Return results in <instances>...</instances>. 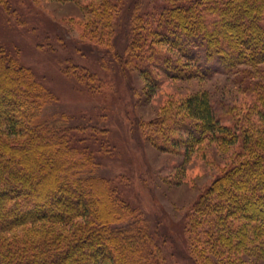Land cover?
I'll return each mask as SVG.
<instances>
[{
	"label": "trees",
	"instance_id": "obj_1",
	"mask_svg": "<svg viewBox=\"0 0 264 264\" xmlns=\"http://www.w3.org/2000/svg\"><path fill=\"white\" fill-rule=\"evenodd\" d=\"M0 5L15 14L6 0ZM116 8L111 0L94 5L92 39L110 42ZM130 23L127 49L146 59L139 72L151 87L170 75L171 58L160 45L182 52L200 40L206 59L225 71L264 69V0H162ZM254 91L252 102L218 115L207 92L166 105V116L147 136L159 150L177 153L242 139L231 166L205 187L182 222L194 264L264 257V82ZM50 101L33 72L0 43V264H168L163 244L170 237L160 220L152 225L124 198L117 179L97 173L98 158L109 152L99 141L105 130L85 138L84 126L74 130L41 117Z\"/></svg>",
	"mask_w": 264,
	"mask_h": 264
},
{
	"label": "rangeland",
	"instance_id": "obj_2",
	"mask_svg": "<svg viewBox=\"0 0 264 264\" xmlns=\"http://www.w3.org/2000/svg\"><path fill=\"white\" fill-rule=\"evenodd\" d=\"M102 1L6 0L15 14L0 5V43L52 97L41 117L74 130L84 126L85 138L92 133L98 138V131L105 130L99 138L107 142L109 152L98 158L97 173L117 179L124 198L152 225L160 220L170 237L163 244L168 264H194L187 257L182 222L205 187L231 166L245 134H239L237 144L205 142L189 153L182 147L179 153L159 150L147 136L166 116V105L175 106L198 92L209 94L217 115L252 102L255 85L264 82V69L241 66L225 71L218 60L206 59L200 40L186 44L182 52L160 45L170 55V75L151 87L139 72V60L146 59L127 49L130 22L134 14L153 9L162 0H111L117 8L109 43L92 39L98 12L91 10ZM174 245L183 255L174 252ZM248 260L264 264V257Z\"/></svg>",
	"mask_w": 264,
	"mask_h": 264
}]
</instances>
